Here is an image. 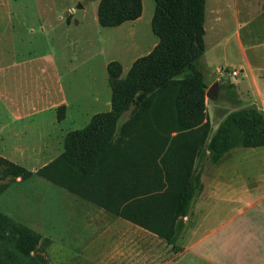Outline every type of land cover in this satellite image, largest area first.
Segmentation results:
<instances>
[{"label": "rangeland", "instance_id": "rangeland-1", "mask_svg": "<svg viewBox=\"0 0 264 264\" xmlns=\"http://www.w3.org/2000/svg\"><path fill=\"white\" fill-rule=\"evenodd\" d=\"M99 1L0 0L2 262L74 264L65 261L73 260L75 218L95 208L107 210L103 202L114 204L124 199L126 206L130 203V210L150 212L140 214V218L172 215L171 202L178 200L179 193L170 194L166 200L154 198V193L139 197L136 194L141 186H153L157 179L175 190L179 188L177 182L183 181L178 172L190 164L191 175L197 178L195 160L200 165L226 116L256 107L247 93L239 95L241 102L237 103L224 85L239 81V76L228 74L241 61L239 51H234L235 31L247 35L249 14L259 5L250 0H206V51L195 66L206 90L218 82L215 92L219 98L209 102L205 97L202 123L190 129L189 138L175 135L174 93L167 92L148 107L132 106L121 116L118 126L124 127L116 134L117 145L108 159L111 168L105 187L91 181L88 198L72 191L66 182L55 180L50 164L63 152L65 135L84 127L95 113L111 108L107 64L117 61L123 77L136 58L147 55L158 43L151 24L154 0H141V14L116 26L100 25ZM245 21L248 26L242 24ZM228 35L232 38L226 54L215 51ZM205 60L213 71L218 66L221 72L209 75ZM232 135L240 140L238 130ZM186 144L196 146L192 162ZM209 159L215 161L213 152H209ZM9 165L24 171L14 175ZM80 233L78 223V239ZM26 234L32 241L29 252L23 253L15 240Z\"/></svg>", "mask_w": 264, "mask_h": 264}, {"label": "trees", "instance_id": "trees-1", "mask_svg": "<svg viewBox=\"0 0 264 264\" xmlns=\"http://www.w3.org/2000/svg\"><path fill=\"white\" fill-rule=\"evenodd\" d=\"M205 1L154 0L151 24L158 43L147 55L136 58L123 77L117 61L107 64L111 84V108L109 111L95 113L84 127L73 129L65 135L63 152L50 164L55 180L66 182L72 191L88 198L91 181L105 187L108 181L106 174L111 168L108 166V159L117 145L116 134L124 127L118 126L121 116L132 106L148 107L155 98L167 92L174 93V111L178 126L175 135L189 138L188 135L192 132L190 129L202 123L205 118L207 85L195 62L205 50ZM140 14L141 0H100L97 8V18L102 26H116L135 19ZM224 89L237 103L241 102L234 84L227 82ZM235 130L241 135L238 141L232 135ZM236 144L245 147L264 145V115L256 107L228 114L207 149L217 159ZM187 145L186 148L191 150L192 162L196 153L192 151L197 149L195 145H191V148ZM9 166L14 175H21L24 171L19 166ZM190 166L184 172H178L179 178L183 179L177 182L179 188L174 190L165 183L153 186L146 184L136 194L147 197L154 193V198L166 200L170 194L177 196L179 193L178 200L175 198L171 202L172 215L140 218V214L130 210V203L126 206L124 199L117 203L113 201L114 204L103 202L102 205L108 211L139 223L168 243L174 244L182 229V217L186 215L196 190V184L192 182L195 177L191 175ZM119 186L122 187V184ZM31 241L32 238L26 234L15 240V246L17 245L20 252L26 253L29 252L28 244ZM0 264L14 262L0 261Z\"/></svg>", "mask_w": 264, "mask_h": 264}, {"label": "crops", "instance_id": "crops-1", "mask_svg": "<svg viewBox=\"0 0 264 264\" xmlns=\"http://www.w3.org/2000/svg\"><path fill=\"white\" fill-rule=\"evenodd\" d=\"M250 1L259 6L249 14L251 28L247 35L235 31L234 51H239L241 61L233 68L238 75L232 77H240L234 82L238 97L247 93L251 104L264 115V0ZM242 24L248 26L246 21ZM231 38L228 35L215 51L226 54ZM205 51L206 43L203 55ZM205 61L209 75L217 74L220 67L213 71ZM209 152L205 149L200 165L195 160L196 190L174 244L139 223L99 207L75 218L73 260L65 262L264 264V145L233 146L214 162ZM153 181L154 185L161 183Z\"/></svg>", "mask_w": 264, "mask_h": 264}, {"label": "water", "instance_id": "water-1", "mask_svg": "<svg viewBox=\"0 0 264 264\" xmlns=\"http://www.w3.org/2000/svg\"><path fill=\"white\" fill-rule=\"evenodd\" d=\"M218 86V82L212 83L211 86L205 92V97L208 99L209 102H216L219 98V94L215 92V89Z\"/></svg>", "mask_w": 264, "mask_h": 264}, {"label": "built area", "instance_id": "built-area-1", "mask_svg": "<svg viewBox=\"0 0 264 264\" xmlns=\"http://www.w3.org/2000/svg\"><path fill=\"white\" fill-rule=\"evenodd\" d=\"M219 72H221V69H218ZM222 74H224V72H222ZM230 76H236L238 75V71L236 69H232L229 73Z\"/></svg>", "mask_w": 264, "mask_h": 264}]
</instances>
